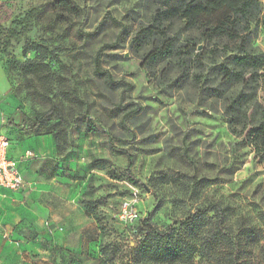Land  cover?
<instances>
[{"label": "clouds", "instance_id": "1", "mask_svg": "<svg viewBox=\"0 0 264 264\" xmlns=\"http://www.w3.org/2000/svg\"><path fill=\"white\" fill-rule=\"evenodd\" d=\"M0 151V264H264V0H0Z\"/></svg>", "mask_w": 264, "mask_h": 264}, {"label": "rangeland", "instance_id": "2", "mask_svg": "<svg viewBox=\"0 0 264 264\" xmlns=\"http://www.w3.org/2000/svg\"><path fill=\"white\" fill-rule=\"evenodd\" d=\"M5 19H6V17H5ZM11 22L13 24H15V23H17V20L15 18H12ZM154 135H158V134H154ZM149 139H151V138L149 137ZM158 152H159V150L157 148H153L149 152H147L146 155H148L149 157L158 156ZM149 163H151V160L149 161ZM156 164H157V167H159V159L156 160ZM114 179H119V177H114ZM41 187L47 188L48 186L47 185H42ZM70 199H75V195H73L72 197H70ZM58 235H60V234L58 233Z\"/></svg>", "mask_w": 264, "mask_h": 264}, {"label": "built area", "instance_id": "3", "mask_svg": "<svg viewBox=\"0 0 264 264\" xmlns=\"http://www.w3.org/2000/svg\"><path fill=\"white\" fill-rule=\"evenodd\" d=\"M4 159V154L2 151H0V170H3Z\"/></svg>", "mask_w": 264, "mask_h": 264}, {"label": "trees", "instance_id": "4", "mask_svg": "<svg viewBox=\"0 0 264 264\" xmlns=\"http://www.w3.org/2000/svg\"><path fill=\"white\" fill-rule=\"evenodd\" d=\"M114 47V46H113Z\"/></svg>", "mask_w": 264, "mask_h": 264}]
</instances>
